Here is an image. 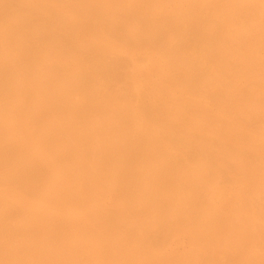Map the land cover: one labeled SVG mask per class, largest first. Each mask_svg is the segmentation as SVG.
Instances as JSON below:
<instances>
[{"label":"bare ground","instance_id":"6f19581e","mask_svg":"<svg viewBox=\"0 0 264 264\" xmlns=\"http://www.w3.org/2000/svg\"><path fill=\"white\" fill-rule=\"evenodd\" d=\"M132 1L134 2V0H132ZM154 1H156V0H154ZM206 1L208 2V4H207V2H204V0H188V3H187L188 6L185 9H183V7H182V10L180 8H179L180 10H177L176 8L181 7V6H178L176 8L174 7L176 10H173V7L172 8L170 7L172 9V11H169L168 8H167L168 11L167 10L165 11L162 8L164 5L161 6L160 8H158L159 7V5H158V7L155 6V8L152 7L153 9H151L150 4H147V5H144V3H142V4L141 3L131 4L127 1H126V3L127 4L129 3L130 5H128L126 7V9H125V7H122L123 5L121 6L122 8H119L120 6H118V5L116 6L115 0H44V1L43 0H0V182L16 184L18 186L21 185L23 190L25 191L24 193L25 194L27 193V195L29 194L30 196H28V197H31V195L33 196L35 194L37 195L38 193H40L41 190H39V188L41 186L43 188L45 185L44 184L45 181H47V180H45V177H43V176H45V174H48V172L50 173V171L46 169L47 164H46V166H45V164L42 165L44 162L41 158H39V157L44 155V150H42L39 155H36L35 153H34L35 154L34 155V154H30V153H32V150L29 151L30 153L26 152V149H27L26 146L22 145L23 148L26 147L25 149L22 150V149L18 148V146L16 147L15 145L11 144V141L9 142L6 140L7 137L5 139L4 134L6 133L5 132L6 126L4 125L5 129L3 126L1 127V125H3L1 123H3V121L8 120V119H12V121H13V119L15 117H17L18 119H21V120L24 119L27 121V123L32 122L33 128H31V129L34 130L35 127H37L38 125L41 126V124H39V122L42 119L41 115L44 114L43 113V111H44L43 107L45 108V105L42 106V104L44 103L42 101H44V100L48 105H50V106H47L48 109H49V107H51L53 110H55V112L57 111L56 113L60 117L63 118V117L69 116V115L71 116V117L70 116L69 117L72 119V121L69 119L70 120L69 125L66 124L67 127L65 126V130L70 126V129H72V131H75V128H76V131L80 132V131H78L77 127H80L79 130H81V126L84 125V127H85V123H86L85 120H87V119L89 120V117H90L89 121H91V118L94 119V117L95 118L96 117H103V120H105L104 118H106L108 120L106 124L114 121V124H112L113 127H112V125H110L111 127L109 126L110 128H113V129H111V130L107 129L108 131H110V133L107 131L109 133V135H106V137L109 136V138H105V139L101 138L102 136H104L103 134L106 133L105 132L106 130H104L102 135L100 133V136H101L100 139H98V138L96 139L95 135H96V137L98 135L94 131V129H96V127L93 129V127H90V126L88 127V125H87L85 127V129H83V131L81 130L82 134L81 133L79 134V142L81 141V143H82V149L80 148L81 146L78 148L79 150H81L80 152H78L79 151L78 149H77L78 151L74 152L72 149H70L72 146L70 148H68V145H70V142H69V144L64 143L65 145H63V141H62V145L64 147L67 146V149H63L62 151L60 150L61 151L60 154L55 152L56 154H58V155H56V161H57V159L60 161L64 157L69 156V155H71L72 158H74V160L76 159L75 162L72 160V162L75 163V165H73V167L70 168L71 169L70 171L72 172V170H73V173L77 174V177L79 176L80 179L83 180V185H84L83 189L86 188L85 186H87V189L92 188L93 190H95L96 187H98V185L96 184L97 180L94 182V180H95L94 178L97 177L96 176L97 173H98V175L100 173L104 174V175H99L100 177L102 176L101 177L102 179H103V176H107V178L109 179L108 182L110 181L108 183L106 178L104 177V179H105L104 182H107L108 183L107 185L111 184V182H112L111 185L114 188L113 189L114 191L112 193H115L114 195L116 196V197L115 196H113V197L114 198L118 197L119 203H117V206L115 205L114 208L110 209L109 211L106 210V213L108 215H105L104 213H102L105 215V217L102 216L104 218L103 220L100 219V217L96 218V216L94 215L96 221H97V219L98 220L100 219L97 223L93 222V217L92 218L90 217L91 218L90 221L92 220V222H93L91 224L96 223L95 226H96L97 232H99L98 235L100 236V238H99L100 244L97 241H96V244L98 243L99 244L98 246H100L99 249L102 248V250H103V251L100 250L98 255H101V251L105 252L109 255L117 257L116 259L121 260L123 262V264L124 263L125 264H151V263H154L152 251L155 250L156 245L158 246L160 243H162V241H164V240H162V238L165 240H168L167 239L168 238L167 233H170L169 231H172V230L174 231V229L177 227H179L180 230H181V228H184L186 231H188V235H189V233L192 234V237L194 236V238H195V240L193 242H197L198 244L199 243L200 244H206L207 243L208 245L209 244L211 245L214 242V240L216 239L215 235H217L218 229H220V225H224L223 223L221 224V218H223L224 220H225V218L221 217L220 214L219 215L217 214L218 212L216 213V211L213 210V205H211L210 201L208 200L210 197L207 199L201 193V192H204L206 190V188L205 189L203 188L204 191L201 190L202 186H203L202 184L204 182H206L207 180L210 181V177H212V174H214L215 172L218 171V170L215 171L216 170L215 167L219 163H229V161L232 157H234L232 159L240 158L241 161H239L238 159H237V161H239L240 163H243V162L248 163L249 165L251 163L255 164L259 160L261 163H264V148L259 149L260 154L259 153L257 154V158H259V159L256 162V160H255L256 154L255 155L252 154L253 153L252 151H254L255 149H253V150L249 149L248 141L245 140L246 138L244 139V134L242 133V130H245L246 128L244 127V129H242L243 127H239L238 130L240 132L234 131L232 128V122L230 121V119L224 117L225 113L228 110H230L232 107H235V105L238 106L237 105L238 103L234 105V102H230V100H228L227 104H223L224 102H222V100L225 97H227V94L230 91H232V89L230 90V87H231L232 83H234L233 81L236 79L238 72H240L242 70L244 75L248 74L250 72V71H248V68L250 66H251L250 68L254 69V66L252 65L253 63L248 62V59L246 57L243 58L241 56V58H243V60H244L243 64H245V65L241 66V63L243 61L240 63V65H239V63L234 61L237 64V65H234V66H236L235 69L238 67L241 70H238V68H237L238 71H234V69L232 68L233 73H231L230 64L232 65L234 63V62L233 63L231 62V59L233 60V56L235 55L237 57L238 54L236 53L237 54L236 55L234 53V55H232L233 53L231 54V50L226 49L224 47V45H225L224 43H226V45L228 43L225 42L226 40H225V37L223 36V34H225V32L223 33V31H224L223 27L226 23H227L226 26L228 25V22L231 23V21H229L228 18H230L234 14L233 15L231 14V16L229 17L227 12L225 13V11H224V9L228 8L230 6V4H229V6H225V7L222 6L223 7V10H222V7H219L217 2H215V1H214L215 3L213 2L214 4L217 3V7H216L215 5H212L213 4L212 0L211 1L206 0ZM232 1H234V0H232ZM235 1H237V0H235ZM122 2H124V0ZM159 2H160V0H159ZM159 2L158 3L155 2L156 5L157 4L161 5L162 3L165 2V0H164V2H160V3ZM183 2H185L184 4H186V1L183 0L181 2L182 6H183ZM221 2H223V1H220V3ZM225 2H223V4ZM242 2H244V0ZM228 3L229 2H227V4ZM234 3H236V2H234ZM124 4H125V2H124ZM237 4H238V2H237ZM242 4L244 5V3H242ZM165 6H167V5H165ZM175 6H176V4H175ZM234 6H235V4H234ZM259 6H261V5H259ZM239 7H237V5L235 6V8H237V9ZM246 7H248V6H246ZM229 8H232V7H229ZM228 9H227V11L229 13L230 11ZM237 9H234V10H237ZM239 11H238V15H240ZM242 11H245V10H242ZM242 11H240V12H242ZM249 11H250V8L247 12H249ZM231 12H232V10H231ZM245 13H246V11H245ZM245 13L243 12L240 15V17L243 16V14H245ZM235 15L237 16V13H235ZM246 15L247 14H245V16ZM251 16L249 14V21H250ZM233 17L235 18V16H233ZM240 17H238L237 20H240L239 19ZM244 17H242V18H244ZM246 19H248V18H246ZM232 20H234V19H232ZM235 22H237V21H235ZM245 22H247V21H245ZM245 26H246V24H245ZM85 33H86L85 37H88L87 39L83 38ZM226 34H225V36H226ZM228 39H230V38H228ZM258 41H260V40H258ZM252 42L253 41H251V43ZM115 43L116 44L118 43V45L116 46ZM254 43H256V42H254ZM257 44H258V42H257ZM231 45L234 46L235 45L234 42ZM249 45H247V46L245 45V46L248 47ZM130 46L141 48L140 52L143 51L142 50V47H143L144 50L147 49L149 52L155 53L156 55H158L160 57L161 63L158 64V70L157 69L154 70V68L151 67L152 68L151 72L152 73L154 72V74H156V76L158 75L160 77L161 84L159 83L160 81L159 82L157 81L160 85H158V86L155 85L154 80H153L154 75L150 76L149 75V74H151V72H150L149 74H146L142 78L139 77L143 83L142 89L138 88V86H137L136 89L134 90V88L130 84L131 77H130V75H128L129 73L128 72H127V74L124 73L125 72V65H126L127 61L129 60V59L125 60L127 58V56L125 58V50L126 51L128 50L127 47H129V50L134 49V48L130 49ZM253 46H254V44H253ZM258 46H259V44H258ZM250 48H253V47H251V45H250ZM244 49H245V47H244ZM239 53H240V51H239ZM252 54L253 55H249V56L253 57L254 59L257 58L256 54H254V53H252ZM56 55L60 58L61 57L62 58L68 57L70 62L74 65L75 69L73 71L68 72L67 70L64 71L63 70L64 68L61 70L60 68H58V66L54 67L53 66L54 65L53 59H55L57 57ZM50 56L53 58V59H51L50 64H49V59H48V63L47 62L44 63V60L47 61L46 58H50ZM133 56L134 55H132V57ZM68 58L65 59V61L68 60ZM237 58L240 59V57H237ZM61 59H59V60H61ZM62 61H64V60L62 59ZM246 62L251 64V65L247 66L248 68L246 67V64H248ZM51 63H53V65H51ZM130 63H131V61H130ZM39 64L42 66V68L40 67ZM56 65H57V63H56ZM129 65L130 64L128 63V65L126 67H129ZM162 65H165L166 72L161 71ZM35 66H37V68H38L37 70L35 69ZM59 66H61V65H59ZM130 67H132V65ZM259 67H260V65H259ZM129 69L130 68H128V70ZM256 69H258V67ZM260 70L262 71V70H264V68H262ZM260 70L258 69V72ZM161 72H163V73H161ZM262 72H259V74ZM157 73H159L160 75ZM29 74H31L32 76H30ZM28 75L30 77H32V79H33L31 82L29 81V79H28V81L26 80L27 79L26 77H28ZM250 75L254 76L253 73ZM247 77H249V76L247 75ZM156 78H158V77H156ZM248 79H250V77L247 78V81L249 82ZM257 82H260V81H257ZM260 83L263 84L262 82H260ZM251 84H252V82H251ZM115 86H117V88L119 89V92L116 89H115L116 91L114 90ZM119 86L121 88H119ZM133 86H135V85H133ZM235 87H237V86H235ZM251 87H252V91L254 92L253 94H255L257 96L259 95L258 92L260 89H261V91L264 92L263 87L260 86L262 88H259V85L257 83L252 84ZM232 88H234V87H232ZM238 89H240V88H238ZM241 89H243V88H241ZM238 91H240V90H238ZM73 93H77V94L81 93L80 99L76 98V100H73L72 99ZM233 93H237V91L236 92L233 91ZM77 94H75V95H77ZM239 94L240 93H238V97L240 96ZM243 94H245V93H243ZM243 94H241L242 95L241 97L244 96L246 98L249 93L248 94L246 93L247 94L246 96ZM71 95H72V97H71ZM230 95H232V94H230ZM261 96H262V94H261ZM233 97H234V95H233ZM238 97H236V94H235V98L238 99ZM241 97H239V98L241 99ZM255 97H254V99H255ZM78 98H79V95H78ZM247 98L246 99L242 98V99L246 101V100H248ZM251 98H252L251 100L254 101V104L256 103L255 106L257 105L258 102H261V100H259L258 98H256L257 100H259L258 102L257 101L255 102L256 99L253 100V97H251ZM259 98L264 100V93H263V96L259 97ZM240 99H238V100H240ZM238 100L235 99V101H238ZM251 100H250V102H251ZM242 103L243 102L240 103L241 106L243 105ZM247 103H248V101H247ZM247 103H245V104H247ZM240 104H239V106H240ZM222 105H224V106H222ZM251 105H253V104H251ZM243 106L240 107V109L243 108ZM248 106H249V104H248ZM259 107L260 106H256V109H255L256 113H257L256 110ZM262 107L263 106L261 105V108ZM244 108H246V107H244ZM250 109H249V111H250ZM47 111L53 112L50 109ZM47 111H46V113L48 114ZM239 111L243 112L244 110L241 109ZM246 111L247 110L245 109L244 112L246 113ZM253 112L254 111H251V114ZM259 112H260V109L258 110V114H259ZM256 113L252 114V115H258ZM49 114L51 117L52 113H49ZM248 114H250V113L248 112ZM53 115H54V113H53ZM263 115H264V113H263ZM59 116H56V118ZM50 117H48V118H50ZM69 117H66L67 121H68ZM236 117H238V116H236ZM45 118H47V117L45 116ZM48 118H47V120H48ZM62 118H60V119H62ZM249 118L246 117L245 119H249ZM94 120H96V119H94ZM97 120H99V119H97ZM236 120H238V119H236ZM239 120L241 121V118ZM250 120H252V118ZM260 120H261L260 122H262L264 120V117ZM55 121H53V122H55ZM89 121H87V123ZM254 121L257 122V120H254ZM63 122L65 123V121H63ZM97 122L100 123L99 121H97ZM249 122L252 125V121H249ZM255 122H254V124H256ZM18 124L21 125V123H18ZM45 124H46V122H45ZM56 124H57V122H56ZM243 124H244V122H243ZM257 124H259V122ZM59 125H61V123ZM90 125H93V124L90 123ZM24 126L25 125H23L22 127L24 128ZM52 126H54V125H52ZM61 126H59V127H61ZM98 126H99V124H98ZM238 126H241V125H239V121H238L237 128H238ZM245 126H248V125L246 124ZM254 126H257V125H254ZM46 127H47V125H46ZM84 127H82V128H84ZM101 127L102 126H100L99 128H101ZM103 127H106L105 124ZM2 128L4 131H2ZM18 128H20V127H18ZM41 128L43 129V127H40V129ZM63 128H64V126L62 127V129L59 128L61 130V132L63 131ZM9 129H10V127H9ZM25 129H26V127H25ZM25 129H24V131H25ZM28 129H30V128H28ZM57 129H58V127H57ZM101 129H104V128H101ZM254 129H252V130H254ZM21 130H23V129H21ZM33 130H31V131L33 132ZM11 131H9L8 133L11 134ZM13 131H15V130L13 129ZM36 131H37V129L34 130V132H36ZM66 131H67V133L66 132H64V133L68 134L69 131L68 130H66ZM100 131H102V130L99 129L98 132H100ZM245 131H247V130H245ZM3 132H5V133H3ZM22 132L23 131H21L22 135H20V136L18 135L19 138H22L21 140H23V137H24ZM27 132H29V131H27ZM32 132H30V135L33 136ZM37 132H36V136L38 135ZM40 132H38V133H40ZM47 132L50 133L49 130ZM77 132H76V135H77ZM93 132H95V134H93ZM250 132H251V130H250ZM15 133H16V131H15ZM18 133H19V131H18ZM41 133L45 137L46 133L45 134H44V132H41ZM108 133H106V134H108ZM17 134L15 135V137L17 136ZM42 134H41V136L38 135L37 137L43 138ZM57 134H58V132L55 135H57ZM61 134H63V133H61ZM236 134H238L237 135L239 137L238 139H237ZM28 135L29 134H27V136ZM30 135H29V138H33V137H30ZM51 135H52V132H51ZM21 136H23V137H21ZM69 136L68 137L66 136V137L71 138ZM73 136H74V134H73ZM52 137H54V136H52ZM59 137H61V136H59ZM98 137H99V135H98ZM256 137H254V139ZM55 138H58V137H55ZM249 138H250V135H249ZM47 139H50V138H47ZM61 139H62V137H61ZM77 139H78V136H77ZM251 139L253 141V138H250L249 140L251 141ZM260 139H261V136H260ZM260 139H259V141H260ZM13 140H15V138L13 139V136H12V141ZM28 140L29 139H27L25 142H29ZM35 140H37V138ZM40 140H41V138H40ZM43 140H45V138ZM58 140H59V138H58ZM58 140H54V142H56ZM64 140H66L65 142L69 141L67 139H64ZM70 140H72V139H70ZM73 141H75V140H72L71 143ZM234 141H237V143L233 145L232 142H234ZM250 141H249V143H250ZM21 142L24 143V141H21ZM41 142H42L41 146H42V144H45V143H43V141H41ZM261 142L262 141H260V143H259L260 145H257V146L263 147L264 144H262ZM19 143H20V141H18V144ZM37 143H39V142H37ZM48 143H49V140L47 142V145H48ZM58 143H59V141H58ZM58 143L57 144L54 143L56 148L58 146ZM254 143H256V142H254ZM256 144L254 146H256ZM24 145H25V143H24ZM35 145H32V146H34V148H36ZM252 145H253V143H252ZM46 146H44V147H46ZM29 147H31V146H29ZM47 147H49V146H47ZM51 147H53V146H51ZM59 147H61V146H59ZM64 147H61V148H64ZM37 148H38V146H37ZM46 148H44V149H46ZM57 149H59V148H57ZM75 149H76V146L74 147V150ZM248 149L252 153L248 152L247 151ZM53 150L48 149V151H53ZM256 151H258V150H256ZM46 156H44V157H46ZM50 157H51V155H50ZM50 157H48V158H50ZM46 159H47V157H46ZM64 160H65V158H64ZM68 160H69V158H68ZM44 161H45V159H44ZM235 161L236 160H234V162ZM50 162H51V160H50ZM50 162L48 160V164H50ZM72 162H71V164L68 163L66 165V167L69 164L72 166V164H73ZM239 162H238V164L240 165ZM62 163H64V162H62ZM62 163H60V165ZM87 163H89V164H87ZM90 163H92L91 167L89 166ZM56 164L57 163H55V166H56ZM230 164H231V162H230ZM258 164H255V165L259 166ZM50 165H54V161H53V164L51 162ZM70 165L68 166V168L71 167ZM239 165L236 166V167H238V169H239ZM243 165H245V164H243ZM255 165H253L254 169H252V167H251V171L252 170L256 171ZM245 166H246V168H244V170L242 169V171L244 172V174L242 176H245V173H246L245 169H248L247 165H245ZM250 166H252V164ZM64 167L63 168L61 167V168L64 169ZM229 167H227V168H229ZM242 167H244V166H241V168ZM262 167L264 168V166H262ZM52 168H53V166H52ZM61 168L59 167L60 171H62ZM213 168H215V169H213ZM259 168H261V166H259L258 169ZM48 169H49V167H48ZM55 169H58V168H55ZM94 169H95V171L96 170L97 171L95 172ZM212 169H213V171H212ZM232 169L233 168L231 167V171H232ZM59 170L58 171L56 170V171L59 172ZM65 170H69V169H65ZM229 170H230V168H229ZM229 170H227V171L229 172ZM248 170H247V172L249 173ZM259 170H257V173L255 175L253 174L254 177L259 174L258 173ZM261 170H262V168H261ZM51 171L53 173H56V172H54L55 170L54 171L51 170ZM64 172H65V174H67L66 171H64ZM68 173H69V171H68ZM222 173L225 174V172H221V175H219V172H218L217 173L218 177L222 176ZM240 173L241 172L239 171V174ZM60 174H63V172ZM74 174L71 176L74 177ZM94 174H95V176H94ZM261 174L258 176H262ZM52 175H51V177H52ZM54 175L57 176L56 174H54ZM225 175L220 177L221 180H222V178L224 179V177H225L224 180H226V178L230 174H228L227 177ZM46 176H48V175H46ZM66 176H64V178ZM214 176H215V181H217L216 175H214ZM263 176H264V173H263ZM68 177L66 178V181L68 179H70ZM257 177H255V178H257ZM78 178H75V179H78ZM212 178H213L212 179V181H213L214 177H212ZM75 179L74 180L70 179V180L77 181ZM97 179H98V177H97ZM246 179H247V177H246ZM251 179H253V177ZM259 179H260V177H259ZM262 179H260V181ZM61 180H64V182H65V179H63V177ZM70 180L67 182H71ZM238 180H240V178ZM212 181H210V182H212ZM218 181L220 182L219 185H221V181L220 180H218ZM55 182H57V181L55 180ZM58 182H59V180H58ZM99 182L97 181V183H99ZM224 182L228 183L227 180ZM237 182H239V181H237ZM252 182L251 183L248 182L249 185H248V183H246V185H248L250 187V184L252 185ZM254 182L256 184L258 181L257 182L254 181ZM75 183L76 182H74V184ZM230 183H233V182H230ZM66 184H68V183H66ZM104 184H106V183H104ZM243 184H245V183H243ZM258 184H261L260 187H262L264 185L261 182H259ZM3 185H6V184H3ZM79 185H81V184H79ZM208 185H207V187H208ZM215 185L216 184H214V186ZM222 185H224V183ZM236 185H233V186H236ZM51 186H50V188H51ZM63 186H65V185H63ZM74 186L76 187V186H78V184L74 185ZM74 186H71V187H74ZM99 186L101 187V185H99ZM204 186H206L205 183H204ZM256 186L257 185H255V187H253V188L256 190H259V188H256ZM59 187H60V185H59ZM81 187L82 186H80V189L78 187L76 189L82 191ZM249 187H247V188H249ZM42 188H40V189H42ZM50 188H49V190H50ZM66 188H68V187H66ZM66 188L62 189V192H63V190L65 191ZM107 188H108V186H107ZM234 188H236V187H234ZM240 188H242V187H240ZM3 189H2V191H3ZM69 189H70V187H69ZM74 189L72 188L73 191H74ZM59 190L60 189H58V191ZM78 190H76V191H78ZM99 190H96V191H99ZM208 190H209V188H208ZM20 191H22V189ZM46 191L47 190H45L44 192L46 193ZM90 191H91V189H90ZM236 191H234V193H237ZM50 192L51 191H49L48 193H50ZM67 192L70 194V191H67V189H66L65 193H67ZM79 192H75V193L77 194ZM83 192L84 191H82V193ZM87 192H89V190H87ZM103 192H105V190ZM205 192H207V191H205ZM242 192H243V189H242ZM251 192H252V190H251ZM7 193H8V191H7ZM209 193L207 192V194H209ZM57 194H56V192L54 193V195H55V196L53 195L54 198L56 197ZM69 194H68V196H69ZM76 194H74V195H76ZM80 194H81V192L79 194H77V196L79 197ZM91 194H92V192H91ZM100 194H98V195L96 194V195L99 196ZM243 194H244V192H243ZM36 195H35V197H37ZM86 195H87V193H86ZM93 195H95V194H93ZM205 195H206V193H205ZM244 195H246V194H244ZM247 195H249V193ZM38 196L39 197L41 196V198H42L41 194H38ZM45 196H49V195H45ZM50 196L48 198H50ZM70 196H71V194H70ZM80 196L85 197V194H83V195L81 194ZM88 196H89V194L87 195V197H85V199L86 198L88 199L89 198ZM91 196L92 195H90V198H93V196L92 197ZM206 196H209V195H206ZM7 197L8 196H6V198ZM33 197H32V199H33ZM39 197H37V198H39ZM37 198H35V199H37ZM41 198H39V200ZM65 198H66V196L64 197V199ZM72 198H73V196H72ZM9 199L10 198L8 197L7 200H9ZM50 199H52V198H50ZM94 199L96 200V197ZM102 199H103V197H102ZM1 200L2 201H0V202H3V203L5 202V201H3V199H1ZM17 200H18V202L22 201V199L21 200L17 199ZM77 200L75 201V203L77 202ZM81 200L82 201H88L89 199L84 200L82 198ZM101 200H98V198H97V201L101 202ZM210 200L213 201L212 198ZM35 201L36 200H34V202ZM58 201H60V200L58 199ZM58 201H56V202H58ZM67 201H68V205H69V200H67ZM115 201H118V200H115ZM29 202H31V201H29ZM34 202H33V204H34ZM43 202L44 201H42V203ZM100 202L99 203L97 202V203L100 204ZM114 202H112V205ZM6 203L7 202H5V204ZM12 203L14 205H16L15 204L16 202L14 203V201H12ZM12 203L10 202L11 205H12ZM31 203H29L30 206L32 205ZM64 203H66V202H64ZM86 203L87 204L89 203L90 206L92 205V201L91 202L88 201ZM86 203H84V204H86ZM95 203H93V205ZM8 204L9 203H7V205L1 207V209H0V249H2V251L0 250V264H43L44 261L43 262L41 261L40 255H42L43 256L42 258H44V259L46 256L44 257V255L40 254L41 252H39V250H41L40 246L43 243L42 244L40 243L41 245L39 246L38 245L39 243L35 244L32 241L35 238L37 239L38 235H36L37 237L35 236V238L31 240L30 236L33 234L32 237H34L35 234L33 233V230H31V232L29 231L28 227L30 225L28 226V224L26 223L25 220L22 221V226L24 228L22 226H20L23 236L18 238V239L15 238V240H13L14 239L13 238L12 241H10L11 235L13 234L11 231V228L15 226V225L12 226V218H13L12 217V214H13L12 209L13 210H15V209H14V206L13 207L11 206L12 207V209H11L10 204L9 205ZM41 204H39V205H41ZM55 204H54V206H55ZM98 204H96L97 207H98ZM238 204H239V202H238ZM49 205H51V204H49ZM57 205H58V203H57ZM60 205H62V203H60ZM72 205H69V206H72ZM79 205H81V204H79ZM93 205H92V207H93ZM102 205H103V203H102ZM36 206H38V204ZM46 206H47V203H46ZM76 206H78V205L76 204L75 207ZM229 206H230V204H229ZM18 207H17V209H19ZM49 207L50 206H48V208ZM55 207L53 208V210L55 209ZM72 207H74V206H72ZM230 207H232V206H230ZM230 207H228V208L232 209ZM48 208H46V209H48ZM59 208L60 207H56L57 211L59 210ZM89 208L90 207H88V208L86 207V209H89ZM17 209H16V211H17L16 214L18 216L19 215L18 211L20 212L21 209L20 210H17ZM43 209H44V207L42 206V210ZM81 209L83 210L84 208H81ZM93 209H95V208H93ZM99 209L96 208V210H99ZM102 209H103V207H102ZM105 209L106 208H104L103 212H105ZM26 210L29 211L28 208ZM33 210L30 209V214H34V216H35V213H36L35 211H34L35 213H31V211H33ZM91 210H90V212H88V213H92V214H89L90 216L93 215V213L95 214V212H94L95 210L92 212H91ZM69 211H70V209H69ZM127 211L130 212L131 216L134 218V220H136L135 221L136 224H134L135 222L133 223L134 220L133 221H132V219L130 220V216L127 213ZM38 212L39 211H37V213ZM49 212H51V210H49ZM46 213H48L47 210H46ZM51 213H49V214H51ZM58 213H60V215H61V213H63L65 215L63 210H62V212L60 211ZM58 213H55V214H58ZM27 214H28V212H27ZM30 214L26 215V216H31ZM49 214H48V216H49ZM53 214H52V217H54ZM235 214H236V212H235ZM82 215H84V214H82ZM89 215L86 214V216H88V217H89ZM222 215H226V214H222ZM229 215H228V217H230ZM248 215H250V214H248ZM23 216H25V215H23ZM39 216H38V218H40ZM59 216H58V221H56L57 219L55 220V218H57V217L53 218L55 220V222L61 221V219H59ZM69 216L65 217L64 220H66V218H68ZM98 216H101V215H98ZM88 217H85V218L88 219ZM240 217H242V216L240 215ZM45 218L48 219V217H45ZM49 218H50V216H49ZM71 219H72V217H71ZM83 219H84V217H83ZM261 219H262V217H261ZM42 220H40V221H42ZM68 220H69V218H68ZM74 220H75V218H74ZM78 220L79 219H77L76 222H73V223L76 224ZM81 220H80V222H81ZM236 220H238V219H236ZM13 221H14V219H13ZM16 221L19 222L18 220H16ZM90 221L88 220V222H90ZM246 221H248V220H246ZM44 222L42 221V223H44ZM69 222L71 223L69 226L73 225L71 220L68 221V224H69ZM227 222H228V220H227ZM250 222H251V220H250ZM19 223L21 224V222H19ZM78 223H79V221H78ZM258 223H259V221H258ZM14 224H16L15 221H14ZM31 224H32V222H31ZM33 224H35V222ZM45 224H47V223L45 222ZM48 224H49V222H48ZM242 224H246V223L243 222ZM51 225H52V223H51ZM58 225H61V224H58ZM64 225H62L60 227H64ZM79 225H80V223H79ZM83 225H85V224L83 223ZM262 225H264V224H262ZM46 226L47 225H45V227ZM52 226H56V225H52ZM69 226H67V229H69L68 228ZM73 226H71V227L74 228ZM45 227H43V228H45ZM81 227H82V225H81ZM85 227L87 228L88 226H85ZM49 228H50V226H49ZM89 228H90V226H89ZM261 228H262V226H261ZM41 229H40V231H41ZM53 229H55V232L57 231L56 228L52 227V230ZM71 229H69V230H71ZM231 229H233V228H230V230ZM243 229H244V225H243ZM17 230L18 229L15 228V232L14 231L13 232L15 234H17V232H16ZM50 230H51V228H50ZM59 230H60V228H59ZM69 230H67L68 234H69ZM74 230H77V229H74ZM78 230H80V229L78 228ZM93 230H94V227H93ZM177 230H179V229H177ZM185 230H183L184 233H185ZM246 230H247V228H246ZM19 231H18V233H19ZM64 231H66V230H64ZM67 231H66V233L62 232V231L61 232L65 233L64 235L66 236ZM55 232H53V235L55 234ZM222 232L224 233V230L221 231V233H219V234H222ZM236 232H238V231H236ZM246 232H249V231H246ZM159 233L161 234V236ZM177 233H178V231L176 232V234ZM259 233H262V232H259ZM29 234H31V235L29 236ZM36 234H37V232H36ZM40 234H41V232H40ZM59 234L56 236L58 237ZM68 234H67V236H69ZM77 234L78 233H75L74 235H76V237H77L78 236ZM93 234H94V232H92V235ZM166 234H167V236H165ZM229 234L231 235V233H229ZM243 234H245V233H243ZM64 235H62L63 237H61V234H60V236H59L60 239L63 238V240H64V238H65ZM74 235H73V237H74ZM81 235H83V234H81ZM172 235H173V233H172ZM236 235H237V237H240V236H238V233ZM239 235H240V233H239ZM252 235H253V233H252ZM12 236H15V235H12ZM19 236H21V234H19ZM50 236H52V235H50ZM234 236H232L231 239H233ZM262 236H263V234H262ZM17 237H18V234H17ZM46 237H47V235H46ZM76 237H74V239H76ZM95 237L97 238V235ZM165 237H167V238H165ZM223 237H224V234H223ZM228 237H229V235H228ZM251 237L253 238V236H251ZM40 238L42 239V237H40ZM51 238H53V237H51ZM179 238H180V235H179ZM242 238H244V237L242 236ZM247 238H250V237L247 236ZM68 239H69V241L72 242V240H70V238H68ZM235 239L233 241L237 240V239L236 240ZM43 240L45 243L49 242V241H45V235H44V239H42V240L39 239V241H43ZM47 240H48V238H47ZM252 240L253 239H251V241ZM56 241H60V240H56ZM86 241H89V240H86ZM91 241H93V240L91 239ZM91 241H89V242L94 243ZM168 241H170V240H168ZM238 241H240V240H238ZM249 241L250 240H248V242ZM55 242H53V243H55ZM158 242H160V243H158ZM227 242H228V240H227ZM252 242H250V243H252ZM257 242L258 241H256V243ZM259 242L261 243V240H259ZM45 243L43 244L44 246H45ZM47 243H46V246H47ZM56 243L58 244V242H56ZM66 243H67V241H66ZM165 243H167V245H168V242H165ZM186 243H187V241H186ZM191 243H192V241H191ZM242 243H245V242H242ZM262 243H263V241H262ZM51 244H52V242H51ZM51 244H50V246L48 245L49 249L51 248ZM62 244H63V242H62ZM62 244H59V245H62ZM69 244L71 245V243H69ZM76 244H78V243H76ZM76 244L74 242V245H76ZM198 244H195V245H198ZM230 244L227 243V246ZM235 244H237V242H235ZM63 245H62V247H64ZM231 245H233V242ZM239 245H240V243H239ZM245 245H246V243H245ZM72 246H73V244H72ZM72 246H71V248L73 249ZM257 246H259V245H257ZM37 247H40V249L38 248L39 253H37V251H36L37 255L40 254L39 255L40 260H37L38 259L37 255H36L35 260L33 259V255H35V250L37 249ZM59 247H61V246H59ZM68 247H70V246H68ZM96 247H97V245H96ZM180 247H179V249L182 250V248H180ZM201 247H202V245H201ZM204 247L205 246H203V248ZM210 247L211 248H209V249H211V250H209V251H212L214 253V251L212 250L213 247L212 246H210ZM56 248H57V246L55 247V249ZM61 248H57V249H61ZM80 248L82 249V247H80ZM87 248H89V247H87ZM87 248H85L84 251ZM92 248L93 247H90L91 251H92ZM153 248H154V250H153ZM236 248H238V250H239L238 246H236ZM241 248H243V245ZM261 248L263 249L262 246H261ZM161 249L160 250L162 252L163 251L162 245H161ZM190 249L191 248L189 247L188 251ZM220 249L218 248V250H220ZM227 249H225V250H227ZM44 250H45V247H44ZM61 250H58V256L62 255V254L61 255L59 254V251H60V253L64 252V251L61 252ZM184 250H186V249H184ZM200 250L202 251L203 249L201 248ZM228 250H230V249H228ZM231 250H233V249H231ZM43 251H42V253H44ZM53 251H54V249H53ZM69 251L64 252V254L65 253L70 254L71 252L68 253ZM73 251H74V249H73ZM75 251H76V249H75ZM95 251L96 250H94V252ZM198 251L199 250H197V253H198ZM201 251H199V254L201 253L200 256L202 255ZM206 251H208V250H206ZM222 251L224 252V249ZM253 251H255V250H253ZM45 252H48V251L46 250ZM51 252L52 251H50V253ZM157 252H159V251L157 250ZM219 252H221V250ZM52 253H51V255L49 253L48 254L45 253L46 255H50L51 257L55 256L52 259V261L50 260L51 257H47V258H50L49 259L50 262H54V259L58 258V256H56V255L52 256ZM162 253H160V255ZM231 253H233V251ZM248 253H249V251H248ZM53 254H57V252L53 253ZM156 254L158 255V253H156ZM191 254H189L188 256H191ZM204 254L206 255V252ZM255 254H254V256H255ZM260 254H258V255L262 258V254L261 255ZM185 255H187V254H185ZM195 255L197 256V254H195ZM236 255L238 256V255H240V253H238ZM248 255L250 257V254H248ZM248 255H246L245 257H247ZM73 256L76 257V255H73ZM78 256H80V255H78ZM86 256H88V255L86 254ZM112 256H110V257L112 258ZM162 256H163V254H162ZM167 256H169V255H167ZM196 256H194L195 259L199 255L197 257ZM213 256H215V255H213ZM213 256L211 255L209 257H211V259H212ZM242 256L243 257H241V258L244 259V255H242ZM64 257H67V256L64 255ZM64 257L62 258V261H63V259H65ZM92 257H93V255H92ZM103 257H105V256H103ZM107 257H108V255H107ZM107 257H105V258H107ZM163 257H165V256H163ZM163 257H162V259H163ZM217 257H215L214 259H216ZM225 257H226V255H225ZM232 257H233V255L231 256V258ZM234 257H235V255H234ZM252 257H253V255H252ZM256 257H258V256H256ZM256 257H255V259H256ZM96 258L97 257L95 256L94 259H96ZM98 258H100V256H98ZM98 258L96 260H99ZM105 258H103V259L101 258V259L104 260ZM111 258H110V260H111ZM158 258H161V256H159ZM183 258H184V256H183ZM263 258H264V255H263ZM74 259H76V258H74ZM165 259L162 260L163 262L160 260V262L164 264ZM168 259H169L168 260L169 262L172 261V260L170 261V257ZM186 259H188V258H186ZM190 259H191V257H190ZM211 259H209V260H211ZM58 260L61 261V259H59V258H58ZM71 260H73V259H71ZM77 260H79V259H77ZM196 260L198 261L199 259H196ZM260 260H258V262H256V261L255 262L259 263ZM49 261H48V263H49ZM57 261H55L56 264H57ZM67 261H66V263H68ZM73 261H74V263H82L81 261L80 262H77V261L75 262V260H73ZM82 261H83V259H82ZM107 261H108V258L105 262H107ZM157 261H156V263H157ZM191 261L192 260H190V262ZM220 261H222V259ZM231 261H233V259H231ZM236 261L234 260L233 262H236ZM86 262H88V261H86ZM112 262H110V263L112 264ZM183 262H186V261H183ZM183 262H182V264H185ZM205 262H207V261H205ZM214 262L217 264L216 261H214ZM246 262L248 264L250 263L248 261H246ZM251 262H252V260H251ZM110 263L108 262V264H110ZM199 263L203 264L202 261ZM256 263H254V259H253V264H256ZM157 264H159V263H157ZM177 264H179V262ZM207 264H209V263H207ZM243 264H246V263L244 262Z\"/></svg>","mask_w":264,"mask_h":264},{"label":"rangeland","instance_id":"374dc122","mask_svg":"<svg viewBox=\"0 0 264 264\" xmlns=\"http://www.w3.org/2000/svg\"><path fill=\"white\" fill-rule=\"evenodd\" d=\"M44 1V0H43ZM123 0H115V4H116V6L118 5V6H120L119 8H122V7H125V9H126V7L128 6V5H130L129 3H131V4H136V3H144V5H147V4H150V8L151 9H153V8H155V6L156 7H158V5H159V7L158 8H160L161 6H163L162 8L166 11H168V9H169V11H172V7H173V10H182V7H183V9H185L187 6H188V0H184V1H186V4H184L185 2H183V6H182V4H181V2L183 1V0H165V2H164V0H160V2H164V3H162L161 5L160 4H157L156 5V3L155 2H159V0L157 1H154V0H134V2L132 1V0H126L127 2H129L128 4L126 3V1L124 0V2H125V4H124V2H122ZM136 1V2H135ZM138 1V2H137ZM154 1V2H153ZM170 1V2H169ZM175 1V2H174ZM209 1H211V0H209ZM217 2L218 3V6L219 7H222V6H229V4H230V6L229 7H232V8H225L224 9V11H225V13L227 12V14L229 15V17L231 16V14L233 15V16H235V18L233 17V16H231L230 18H228V20L229 21H231V23L230 22H228V25L226 26V24L224 25V27H223V29H224V31H223V33L225 32V34H226V36L228 37V38H230V39H228L226 36H225V34H223V36L225 37V42H227L228 44L226 45V43H224L225 45H224V47L226 48V49H230L231 50V54L232 55H234V53L237 55V57H240V59H238L235 55L233 56V60L231 59V62L233 63L234 61H236L237 63H239V65H240V63H241V66L242 65H245V64H243L244 63V60H243V58H247L248 59V62H250V63H253L252 65L254 66V69L253 68H248L247 66H249V65H251V64H249L248 62H246V63H248V64H246V67L248 68V71H250L248 74H246V75H244V73H243V71L241 70V69H239L238 67V70H241L240 72H238V75H237V77H236V79L233 81L234 83H232V85H231V87H230V90L232 89V91H230L228 94H227V97H225L223 100H222V102H224L223 104H227V102H228V100H230V102H234V105L235 104H237L238 106H236L235 105V107H232L230 110H228L226 113H225V115H224V117L225 118H228V119H230V121L232 122V128H233V130L234 131H238V132H240L238 129H239V127H243L242 129H244V127L246 128L245 130H247V131H245V130H242V133L244 134V139L245 140H247L248 141V145H249V149H251V150H253V149H255L254 151H250L249 149L247 150L248 152H250V153H252L253 155H255L256 154V157H255V160H256V162H257V160L259 159V158H257V154L259 153L260 154V151H259V149L261 148V149H263L264 148V145H263V147H259V146H257V145H260L259 143H260V141H262L261 143L262 144H264V120L262 121V122H260L261 120L260 119H262L263 117H264V115H263V113H264V100H262L261 98H259V97H262L263 96V91H261V89L259 90V92H258V96L257 95H255V94H253L254 92L252 91V84H255V83H257L258 85H259V88H262L263 87V89H264V70H260V69H262V68H264V0H244V2H242L243 0H237V1H232V0H212V3L213 2ZM219 1V2H218ZM220 1H223V2H225L224 4H223V2H221L220 3ZM262 1V2H261ZM121 2V3H120ZM159 2V3H160ZM168 2V3H167ZM176 4V6H175V4ZM179 2V3H178ZM204 2H207L206 0H204ZM214 2V3H215ZM227 2H229L228 4H227ZM234 2H236V3H234ZM237 2H238V4H237ZM155 3V4H154ZM211 3V2H210ZM212 4V5H215L216 7H217V3L216 4ZM242 3H244V5L242 4ZM247 5H246V4ZM250 3V4H249ZM263 3V4H262ZM127 4V5H126ZM154 4V5H153ZM171 4V5H170ZM179 4V5H178ZM207 4H208V2H207ZM220 4V5H219ZM234 4H235V6L237 5V7H239L238 9L237 8H235V6H234ZM123 5V6H122ZM152 5V6H151ZM165 5H167V6H165ZM259 5H261V6H259ZM122 6V7H121ZM178 6H181V7H178ZM197 6V5H196ZM246 6H248V7H246ZM153 7V8H152ZM171 7V8H170ZM176 7H178V8H175ZM200 7V6H199ZM161 8V9H162ZM168 8V9H167ZM180 8V9H179ZM249 8H250V13L249 12H247L248 10H249ZM221 9V8H220ZM227 9L230 11L229 13H228V11H227ZM234 9H237V10H234ZM222 10H223V7H222ZM231 10H232V12H231ZM234 10V11H233ZM242 11V10H245L246 11V13H245V11H242V12H240V11ZM238 11H239V14L241 15L243 12L245 13V14H247L246 16H245V14H243V16H241L240 17V15H238ZM237 13V16L235 15V13ZM226 14V15H227ZM249 14H250V16H251V18H250V21H249ZM227 15V16H228ZM246 18H248V19H246ZM238 17H240L239 19L240 20H237L238 19ZM242 17H244V18H242ZM243 20H242V19ZM232 19H234V20H232ZM242 20V21H241ZM233 21V22H232ZM235 21H237V22H235ZM245 21H247V22H245ZM236 24H235V23ZM246 24V26H245V24ZM248 23V24H247ZM234 24V25H233ZM226 27V28H225ZM245 27V28H244ZM228 28V29H227ZM226 30V31H225ZM85 35H86V33L84 34V36H83V38H85V39H87L88 37H85ZM262 36V37H261ZM258 40H260V41H258ZM249 41V42H248ZM251 41H253L252 43H251ZM233 44V42H234V46H232L231 44ZM254 42H256V43H254ZM257 42H258V44H259V46H258V44H257ZM248 43V44H247ZM116 44V43H115ZM251 45V47H253V48H250V45ZM253 44H254V46H253ZM256 44V45H255ZM118 45V43L116 44V46ZM229 45V46H228ZM243 45V46H242ZM247 45H249L248 47H246ZM237 46V47H236ZM231 47V48H230ZM244 47H245V49H244ZM128 48V50L126 51L125 50V58H126V56H127V58L125 59V60H128L127 61V63H126V65H125V72L124 73H126L127 74V72L129 73L128 75H130V77H131V80H130V84H131V86L134 88V90L136 89V87L138 86V88H141L142 89V85H143V83H142V80L139 78V77H143V76H145L146 74H149L150 72H151V70H152V68H154V70L155 69H157L158 70V64L159 63H161L160 61H161V59H160V57L158 56V55H156L155 53H151V52H149L147 49V51L146 50H144V48L142 47V52H140L141 51V48H138V47H131L130 46V49L131 48H134V49H131V50H129V47H127ZM126 48V49H127ZM234 48V49H233ZM241 48V49H240ZM244 49V50H243ZM255 49V50H254ZM259 49V50H258ZM132 51V52H131ZM137 51V52H136ZM238 51V52H237ZM239 51H240V53H239ZM260 51V52H259ZM130 52V53H129ZM139 52V53H138ZM258 52V53H257ZM263 52V53H262ZM245 53V54H244ZM252 53H254V54H256V57L257 58H253V57H250L249 55H253ZM155 54V55H154ZM263 54V55H262ZM132 55H134L133 57H132ZM261 55V56H260ZM57 56V55H56ZM241 56L243 57V58H241ZM259 56V57H258ZM55 57V56H54ZM132 57V58H131ZM159 57V58H158ZM232 57V56H231ZM235 57V58H234ZM61 59L60 57H56L55 59H53L51 56H50V58H46L47 59V61H45L44 60V63L45 62H47L48 63V59H49V64H50V61H51V59H53V63H54V65H53V63H51V65H53L54 67H57L58 66V68H60L61 70L63 69L64 71H68V72H70V71H73L74 69H75V67H74V65L70 62V60H69V58H68V60H66L65 61V59H67L66 57L65 58H62L64 61H62V59L61 60H59V59ZM250 58V59H249ZM58 59V60H57ZM237 59V60H236ZM242 59V60H241ZM253 59V60H252ZM257 59V60H256ZM55 60V61H54ZM241 60V61H240ZM252 62H251V61ZM58 61V62H57ZM130 61H131V63H130ZM255 61V62H254ZM57 63V65H56V63ZM64 62V63H63ZM236 62H234L232 65L234 66V65H237L236 64ZM257 62V63H256ZM260 62V63H259ZM46 63V64H47ZM60 63V64H59ZM62 63V64H61ZM128 63L130 64L129 65V67H126L127 65H128ZM256 64V65H255ZM262 64V65H261ZM40 65V64H39ZM56 65V66H55ZM59 65H61V66H59ZM73 65V66H72ZM132 65V67H130ZM231 64H230V67H231V73H233V69H234V71H238L237 70V68L235 69V67L236 66H232ZM258 65V66H257ZM259 65H260V67H259ZM38 66V65H37ZM37 66H35V69L37 70L38 68H37ZM252 66V67H253ZM262 66V67H261ZM40 67L42 68V66L40 65ZM152 67V68H151ZM258 67V69L260 70L259 72H262V73H260L259 74V72H258V69H256ZM128 68H130L129 70H128ZM233 68V69H232ZM131 70V71H130ZM130 71V72H129ZM161 71H163V72H166V67H165V65H162V67H161ZM132 72V73H131ZM163 72H161V73H163ZM240 73V74H239ZM254 74V76L252 75H250V74ZM257 73V74H256ZM157 74H159V73H157ZM30 76H32L31 74H29ZM28 75V77H26L27 79V81H28V79H29V81L31 82L33 79H32V77H30ZM133 75V76H132ZM150 76H153V80H154V83H155V85L156 86H158V85H160L161 84V79H160V77L157 75L156 76V74H154V72L152 73L151 72V74H149ZM160 75V74H159ZM247 75L250 77V79H248L249 80V82L247 81V78H249V77H247ZM245 78H244V77ZM30 77V78H29ZM156 77H158V78H156ZM241 77V78H240ZM254 77V78H253ZM133 79V80H132ZM141 80V81H140ZM160 83H158V82ZM257 81H260V82H262L263 84H261L260 82H257ZM239 82V83H238ZM251 82H252V84H251ZM240 86H238L237 84ZM249 83V84H248ZM133 85H135V86H133ZM246 85V86H245ZM235 86H237L238 88H240V89H238L237 87H235ZM243 86V87H242ZM245 86V87H244ZM250 86V87H249ZM260 86H262V87H260ZM232 87H234V88H232ZM247 87V88H246ZM119 88H121L120 86H119ZM241 88H243V89H241ZM251 88V89H250ZM117 90L118 92H119V89L117 88V86H115V88H114V90ZM234 89V90H233ZM236 89V90H235ZM115 90V91H116ZM121 90V89H120ZM238 90H240V91H238ZM248 90V91H247ZM233 91L234 92H236L237 91V93H233ZM242 92V93H241ZM263 92V93H262ZM238 93H240L239 95V97H241L242 95L241 94H243V93H245V94H243V95H247L248 93V95H247V99L248 100H243V99H246L244 96L243 97H241V99L238 97ZM247 93V94H246ZM252 93V94H251ZM262 94V96H261V94ZM75 94H77V93H73L72 95H73V100H76V98L77 99H80V96H81V93L79 94H77V95H75ZM143 94V93H142ZM230 94H232V95H230ZM235 94H236V97H238V99H240V100H238L237 98H235ZM72 95H71V97H72ZM78 95H79V98H78ZM231 97H230V96ZM233 95H234V97H233ZM76 96V97H75ZM256 96V97H255ZM251 97H253V100H255L256 98H258L259 100H261V102H258L259 100H255V102L257 101L258 103H257V105L256 106H260L259 108H257V113L255 112V109H256V106H255V104H254V101H252L251 99ZM254 97H255V99H254ZM231 98V99H230ZM235 99L236 100H238V101H235ZM250 100H251V102H250ZM240 101V102H239ZM245 101V102H244ZM247 101H248V103H247ZM263 101V102H262ZM42 102H44L43 104H42V106L43 105H45V108L43 107V109H44V111H43V113L44 114H42L41 116H42V119H41V121L39 122V124H41V126L40 125H38L37 127H35V129L34 130H36L37 129V131L38 132H44V134H45V137H44V135L40 132V133H38L37 131V134L39 135V136H41V134H42V136H43V138L42 137H37L36 136V132H34V130L33 129H31V128H33V126H32V122H29V123H27V121L26 120H24V119H18L17 117H15L14 119H13V121H12V119H8V120H5V121H3V123H1V124H3V125H1V127L3 126L4 127V129H5V126H6V130H5V132H3V133H5L4 135H5V139H6V137H7V141H11V144H13V145H15L16 147L18 146V148H20V149H25L26 147H27V149H26V152H28V153H30L29 151L30 150H32V153H30V154H36V155H39L40 153H41V151L42 150H44V155L43 156H41V157H39V158H41L42 160H43V164L42 165H44L45 164V166H46V164H47V166H46V169L47 170H49L50 171V173L48 172V174H45V176H43V177H45V180H47V181H45V185H44V187L42 188V186L40 187V188H42L44 191L45 190H47L46 191V193L42 190V189H40L39 188V190H41L40 191V193H38V194H41L42 195V198H41V196L39 197L38 196V194L36 195L37 197H39V198H41L40 200H39V198H37V197H35V195H31V197H28V196H30L29 194L27 195V193L25 194L24 192V190H23V188H22V186L21 185H16V184H11V183H6V182H0V201H2L1 199H3V201H5V202H7V203H9L10 204V202L12 203V201H14V203L16 204V205H14L13 203H12V205L10 204V207L12 206H14V209L15 210H13L12 209V207H11V209H12V226H14V227H12L11 228V231H12V235H15V236H12L11 235V240L10 241H12V239L13 240H15V238L16 239H18V238H20V237H22L23 235H22V231H21V227L20 226H22V221L23 220H25L26 221V223L28 224V229H29V231L31 232V230H33V233L35 234L34 235V237H32L33 236V234L31 235V234H29V236H30V238H31V240L32 239H34L35 238V236L36 235H38V237H37V239L35 240H32L35 244H38L39 246L43 243H45L44 242V240L43 241H39V239L40 240H42V239H44V235H45V241H49L48 243H47V246H46V243H45V246L42 244L40 247H41V250L43 251L44 250V247H45V250L43 251L44 253H42V251L41 250H39L40 249V247H37V249L35 250V255H33V259L35 260V258H36V251H37V253H39V252H41L40 254H43L44 255V257H45V259L47 258V257H51L50 255H51V253L53 252V253H56L57 252V254H53L52 253V256L53 255H56V256H58V250H61L62 248V250H61V252L62 251H64V252H67V251H69L68 253H70V254H67V253H65L64 254V252H62V253H60V251H59V254L61 255V256H58V258L59 259H61V261L60 260H58V258L57 259H54V262H50L49 261V259L50 258H47L46 260L44 259V258H42L43 256L42 255H40V254H38L37 255V257H38V259L37 260H40L41 259V261L43 262V264H56V262L55 261H57V264L59 263V264H65L66 263V261L68 262V263H66V264H71L72 262V264H108V262L110 263V262H112V264H123V262L121 261V260H119V259H116L117 257H114V256H112V255H109V254H107V253H105V252H102L103 250H102V248H100L99 249V247L100 246H98L99 244H100V240H99V238H100V236L98 235V233L99 232H97V229H96V226H95V224L100 220V219H104L103 217H105V215H108L107 213H106V210L107 211H109L110 209H112V208H114V206L116 205L117 206V203H119V199H118V197L117 198H114L113 196H115L114 194L115 193H112L114 190V188L112 187V182H111V184H109V185H107L109 182H108V178H107V176H103V179H104V177L106 178V180H107V182H104L105 181V179L103 180L99 175H104V174H99L98 175V173L96 174V176L98 177V179H97V177H95L94 179V182L97 180L99 183H97V181H96V184L98 185V187H96V189L95 190H93L92 188H90L91 189V191H90V189L88 188L87 189V186H85L86 188H84L83 189V180H81L80 179V177L78 178L77 177V174H74L73 173V170H72V172L70 171L71 169L70 168H72L73 167V165H75V163H73L72 162V160L75 162V160H74V158H72V156L71 155H69V156H66V157H64L65 158V160H64V158L62 159V160H58L57 159V161H56V155H58V154H60V152L63 150V149H67V146L66 147H64L63 145H65L66 143H68L69 144V142H70V145H68V148H70L71 146V148L70 149H72L74 152L75 151H78L79 149V147L82 149V143H81V141L79 142V134L83 131V129H85V127L88 125V127L90 126V127H93V129L96 127V129H94V131L96 132V134H98L99 135V137H98V135H97V137H96V135H95V138L97 139H100V133H101V135L103 134V132H104V130H106L105 132L106 133H110V131H108L109 129L111 130V129H113V128H110L111 126L110 125H112V124H114V121H112V122H110V123H108V124H106L107 123V119L106 118H104L105 120H103V117H94V119H99V120H97V121H99L100 123H98L96 120H94L93 118H91V121H89L90 120V117H89V120L87 119V120H85L86 121V123H85V127H84V125L83 126H81V130H79L80 129V127H77L78 128V131H80V132H77L76 131V128H75V131H72V129H70V126L66 129V130H68L69 132H68V134H66L67 133V131L65 130V126L67 127V125H69V122H70V120L72 121V119L69 117V116H66V117H69L68 118V121H67V118L66 117H60L59 115H57V111L55 112V110H53L51 107H49V109L51 110V111H53V112H48L47 110H49L48 109V107L47 106H50V105H48L46 102H45V100L44 101H42ZM241 102H243L242 104L244 105L245 103H247V104H245L244 106H243V108L244 107H246V108H241L242 110H244L245 111V109L247 110L246 111V113L243 111V112H240L239 110H241L240 109V107H242L241 106ZM46 103V104H45ZM216 104V103H215ZM239 104H240V106H239ZM248 104H249V106H248ZM251 104H253V105H251ZM260 104V105H259ZM247 105V106H246ZM261 105L263 106L262 108H261ZM222 106H224V105H222ZM238 107V108H237ZM248 108V109H247ZM251 108V109H250ZM46 109V110H45ZM249 109H250V111H249ZM260 109V112L262 113H260L259 112V114H258V110ZM46 111L48 112V114L49 113H52V118L50 117V114L48 115L47 113H46ZM251 111H254L256 114H258V115H252V114H255L254 112L251 114ZM239 112V113H238ZM248 112L250 113V114H248ZM53 113H54V115H53ZM245 113V114H244ZM56 114V115H55ZM235 114V115H234ZM245 116H244V115ZM261 114V115H260ZM263 115V116H262ZM45 116L48 118V117H50V118H48V120H47V118H45ZM56 116H59V117H57L56 118ZM231 116V117H230ZM236 116H238V117H236ZM262 116V117H261ZM235 117V118H234ZM249 118V119H245V118ZM60 118H62V119H60ZM241 118V121L239 120ZM252 118V120H250ZM53 119V120H52ZM56 121H55V120ZM70 119V120H69ZM93 119V120H92ZM102 121H101V120ZM236 119H238V120H236ZM50 120V121H49ZM235 120V121H234ZM254 120H257V122H255ZM16 121V122H15ZM21 121V122H20ZM26 121V122H25ZM53 121H55V122H53ZM59 121V122H58ZM63 121H65V123L63 122ZM87 121H89L88 123H87ZM95 123H94V122ZM111 121V120H110ZM238 121H239V125H241V126H238V128H237V125H238ZM244 122V124L246 123L248 126H245L244 124H243V122ZM249 121H252V125H251V123L249 122ZM256 123V124H254V122ZM13 122V123H12ZM15 122V123H14ZM21 123V125L23 126V125H25L24 126V128L20 125V124H18V123ZM45 122H46V124H45ZM56 122H57V124H56ZM68 122V123H67ZM105 122V123H104ZM235 122V123H234ZM241 122V123H240ZM259 122V124H257ZM11 123V124H10ZM51 123V124H50ZM61 123V125H59V124ZM63 123V124H62ZM90 123L91 124H93V125H90ZM99 124V126H98V124ZM105 124V126L106 127H103L104 126V124ZM8 124V125H7ZM14 124V125H13ZM27 124V125H26ZM30 124V125H29ZM50 124V125H49ZM67 124V125H66ZM102 124V125H101ZM5 125V126H4ZM46 125H47V127H46ZM52 125H54V126H52ZM61 126V127H59V126ZM108 125V126H107ZM236 125V126H235ZM254 125H257V126H254ZM64 126V128H63V131L61 132V130L60 129H62V127ZM100 126H102L101 128H104V129H101V128H99ZM110 126V127H109ZM117 126V125H116ZM254 126V127H253ZM9 127H10V129H9ZM15 127V128H14ZM17 127V128H16ZM18 127H20L21 129H23V130H21L20 128H18ZM25 127H26V129H25ZM40 127H43V129L41 128L40 129ZM46 129H45V128ZM55 127V128H54ZM57 127H58V129H57ZM82 127H84V128H82ZM112 127H113V125H112ZM249 127V128H248ZM256 127V128H255ZM28 128H30L31 130H33V132L30 130V129H28ZM60 128V129H59ZM106 128V129H105ZM237 130H236V129ZM248 128V129H247ZM256 130H255V129ZM13 129L16 131V133H15V131H13ZM19 129V130H18ZM24 129H25V131H24ZM57 129V130H56ZM99 129L100 130H102V131H100V132H98L99 131ZM108 129V130H107ZM251 130V132H250V130ZM252 129H254V130H252ZM13 132H12V131ZM44 130V131H43ZM49 130V132L50 133H48L47 131ZM71 130V131H70ZM74 130V129H73ZM2 131H4L3 130V128H2ZM9 131H11V134H9L8 132ZM18 131H19V133H18ZM21 131H23L22 133H23V136L26 138H24L23 136H21V137H23V140H21L22 138H19V136L20 135H22L21 134ZM27 131H29V132H27ZM56 131V132H55ZM108 131V132H107ZM245 131V132H244ZM30 132H32L33 133V136L32 135H30ZM51 132H52V135H51ZM55 132V133H54ZM58 132V134L57 135H55L56 133ZM64 132H66V133H64ZM75 132V133H74ZM76 132H77V135H76ZM95 132H93V134H95ZM249 132V133H248ZM263 132V133H262ZM9 135H8V134ZM18 133V134H17ZM35 133V134H34ZM61 133H63V134H61ZM70 133V134H69ZM106 133H104L103 135L104 136H102L101 138L103 139H105V138H109V136L108 137H106V135H109V133L108 134H106ZM260 133V134H259ZM14 134V135H13ZM17 134V136L15 137V135ZM26 136H25V135ZM27 134H29L30 135V137H33V138H29V135L27 136ZM49 136H48V135ZM61 134V135H60ZM73 134H74V136H73ZM82 134V133H81ZM255 134V135H254ZM257 134V135H256ZM262 134V135H261ZM7 135V136H6ZM19 135V136H18ZM70 135V136H69ZM238 134H236V136H237ZM246 135V136H245ZM249 135H250V138H253V141L254 142H256V143H254L253 141H252V139H251V141L249 140L250 138H249ZM12 136H13V139L15 138V140H13L12 141ZM37 138V140H35L36 138ZM48 136V137H47ZM52 136H54V137H52ZM59 136H61L62 137V139H61V137H59ZM65 136V137H64ZM69 136V137H71V138H67V137ZM77 136H78V139H77ZM257 136V137H256ZM260 136H261V139H260ZM263 136V137H262ZM55 137H58L59 138V140H58V138H55ZM254 137H256L255 139H254ZM11 138V139H10ZM19 138V139H18ZM40 138H41V140H40ZM45 138V140H43ZM47 138H52L51 140L50 139H47ZM239 137L237 136V139H238ZM27 139H29L28 141L29 142H25ZM33 139V140H32ZM39 139V140H38ZM64 139H67V140H69L68 142H65L66 140H64ZM70 139H72V140H75V141H73L72 143H71V141L72 140H70ZM93 139V138H92ZM259 139H260V141H259ZM36 142H35V141ZM48 140H49V143H48V145H47V142H48ZM54 140H58L59 141V143H58V141H56L57 143H58V146H57V148H59V149H57L56 147H55V144H57L56 142H54ZM78 140V141H77ZM94 140V139H93ZM18 141H20V145L18 144ZM21 141H24V143H25V145H24V143L23 142H21ZM32 141V142H31ZM41 141H43V143H45V144H42V146L44 147V146H49V147H44V148H46V149H44L42 146H41ZM62 141H63V145H62ZM249 141H250V143H249ZM259 141V142H258ZM16 142V143H15ZM37 142H39V143H37ZM52 142V143H51ZM253 143V145H252V143ZM55 143V144H54ZM65 143V144H64ZM233 143V145L234 144H236L237 143V141H234V142H232ZM17 144V145H16ZM36 144V145H35ZM76 144V145H75ZM256 144V146H254ZM26 146L25 148H23V146ZM32 145H35V147L37 148V146H38V148L36 149V148H34V146H32ZM78 145V146H77ZM252 145V146H251ZM29 146H31V147H29ZM51 146H53V147H51ZM59 146H61V147H64V148H61V147H59ZM76 146V149L74 150V147ZM42 147V148H41ZM251 147V148H250ZM54 150H53V149ZM61 148V149H60ZM48 149L49 150H53V151H48ZM78 149V150H77ZM46 150V151H45ZM61 150V151H60ZM256 150H258V151H256ZM25 151V150H24ZM34 151V152H33ZM37 151V152H36ZM81 150H79L78 152H80ZM46 152V153H45ZM52 152V153H51ZM58 153V154H56V153ZM77 152V153H78ZM51 153V154H50ZM34 154V155H35ZM53 154V155H52ZM47 155V156H46ZM50 155H51V157H50ZM55 155V156H54ZM44 156H46L47 157V159H46V157H44ZM71 156V157H70ZM48 157H50V158H48ZM55 157V158H54ZM69 158V160H68V158ZM232 158H234V157H232ZM230 159V161H229V163H219L215 168H216V170L215 171H217V172H213L214 174H212V177H214V182L212 181V177H210V181H212V182H210V181H206V182H204L205 184H206V186H204V183L202 184L203 186H202V191H204L203 190V188L205 189L206 188V190L205 191H207L208 193L210 192H212L211 194L209 193V194H207V192H201L203 195H204V197H206L209 201H210V203H211V205H213V210L214 211H216V213L219 215L220 214V216L221 217H224L225 218V220L223 219V218H221V224L223 223L224 225H220V229H218V232H217V235L219 234V233H221V231H223L224 230V233L222 232V234H219L218 236L217 235H215L216 236V239L214 240V244L212 243L211 245L209 244H198L197 242H193L194 240H195V238H194V236L192 237V234H190L189 233V235H188V231H186L184 228H181V230H180V228L179 227H177V228H175L174 229V231L172 230V231H169L170 233H167L168 234V238L167 237H165V238H167L168 240H170V241H168V240H165V239H163L162 238V240H164V241H162V243H160V242H158V243H160L158 246L156 245V248H155V250H154V248H153V250L154 251H152V256H153V262L155 263V264H157V263H159V264H163V263H161L160 262V260L162 259V257L163 256H165V257H163V259H165V263L164 264H177L178 262H179V264L181 263L182 264V262L183 261H186V262H183V263H185V264H196L197 262L199 263V262H201L202 261V263L203 264H207V263H209V264H216L214 261H216L217 262V264H243L244 262L246 263V264H248L246 261H248V262H250L249 264H253V259H254V263H256V262H258V260H260L259 261V263H256V264H264V258H263V255H264V225H262V224H264V185L262 186V187H260L261 186V184H258L259 182H261L262 184H264V176H263V173H264V168L262 167V166H264V163H261L260 162V160L257 162V163H255V164H258L259 166H261V168H262V170H261V168H259L258 169V167L259 166H257V165H255L254 163H251L252 164V166H250L248 163H240L239 161H241V159L240 158H237L239 161H237V159ZM236 158V157H235ZM44 159H45V161H44ZM71 159V160H70ZM48 160H49V162H50V160H51V162H52V164H53V161H54V165H50L51 164V162H50V164H48ZM234 160H236L235 162H234ZM56 161V162H55ZM62 163V162H64V163H62L61 165H60V163ZM66 162V163H65ZM71 162L73 163L72 164V166L70 165L71 164ZM230 162H231V164H230ZM238 162L240 163V165L238 164ZM55 163H57L56 164V166H55ZM68 163H70L69 165L71 166V167H69L68 168V166L66 167V165L68 164ZM59 164V165H58ZM87 164H89V163H87ZM242 164V165H241ZM243 164H245V165H247V167H248V169H245V176H242L243 174H244V172L242 171V169L244 170V168H246V166L245 165H243ZM51 167H50V166ZM63 165V166H62ZM91 165H92V163H90V167H91ZM239 165V169H238V167H236V166H238ZM253 165H255L256 167H255V169H256V171L255 170H252L251 171V167H252V169H254V166ZM52 166H53V168H52ZM58 166V167H57ZM66 168H65V167ZM223 166V167H222ZM230 166V167H229ZM241 166H244V167H242L241 168ZM48 167H49V169H48ZM58 168V169H55V168ZM59 167L61 168H63L64 167V169H62V171H60L59 170ZM227 167H229L230 168V170H229V168H227ZM231 167L233 168L232 169V171H231ZM215 168H213V169H215ZM218 168V169H217ZM65 169H69V170H65ZM74 169V168H73ZM213 169H212V171H213ZM51 170H55L54 172H56V173H53ZM59 170V172H57V171ZM226 170V171H225ZM227 170H229V172L227 171ZM247 170L249 171V173L247 172ZM257 170H259L258 171V175H260L261 173V175L262 176H255V177H257V178H255L254 177V175L257 173ZM64 171H66V173L67 174H65V172ZM68 171H69V173H68ZM94 171H95V169H94ZM97 171V170H96ZM95 171V172H96ZM225 172V174L224 173H222V176H226L227 177V175L228 174H230V175H228V177L226 178V180L228 181V183H226V182H224V181H226V180H224L225 179V177H224V179L222 178V180H221V178L220 177H222V176H219L218 177V175H217V173L219 172V175H221V172ZM231 171V172H230ZM239 171L241 172L240 174H239ZM255 171V172H254ZM261 171V172H260ZM263 171V172H262ZM63 172V174H60V173H62ZM71 172V173H70ZM235 172V173H234ZM238 172V173H237ZM59 173V174H58ZM233 173V174H232ZM248 173V174H247ZM252 173V174H251ZM54 174H56L57 176H53ZM74 174V177L73 176H71V175H73ZM232 174V175H231ZM235 174V175H234ZM239 174V175H238ZM254 174V175H253ZM46 175H48V176H46ZM51 175H52V177H51ZM59 175V176H58ZM67 175V176H66ZM214 175H216V179H217V181H215V176ZM247 175V176H246ZM253 175V176H252ZM64 176H66L65 178H64ZM69 176V177H68ZM94 176H95V174H94ZM233 176V177H232ZM252 178L253 177V179H251L250 177ZM48 177V178H47ZM62 177H63V179H65V182H64V180H61L62 179ZM70 178V179H75V178H78V179H75V180H77V181H73V180H70V179H68L67 181H73L72 183L74 184V182H76L77 184H78V186H74V185H77L76 183L73 185L71 182H67L66 181V178ZM246 177H247V179H246ZM259 177H260V179H262L261 181H260V179H259ZM262 177V178H261ZM47 178V179H46ZM53 178V179H52ZM219 178V179H218ZM240 178V180H238ZM50 179V180H49ZM52 179V180H51ZM57 181V182H55V180ZM59 180V182H58V180ZM230 179V180H229ZM256 179V180H255ZM54 180V181H53ZM103 180V181H102ZM218 180H220L221 181V185H219L220 184V182L218 181ZM249 180V181H248ZM251 180V181H250ZM51 181V182H50ZM53 181V182H52ZM62 181V182H61ZM237 181H239V182H237ZM253 181V182H252ZM254 181H258L256 184H255V182ZM55 182V183H54ZM61 182V183H60ZM106 183V184H104V183ZM230 182H233V183H230ZM251 183L252 182V185L250 184V187L248 186L249 185V183ZM65 183V184H64ZM66 183H68V184H66ZM211 183V184H210ZM218 183V184H217ZM224 183V185H222ZM243 183H245V184H243ZM246 183H248V185H246ZM3 184H6V185H3ZM10 184V185H9ZM79 184H81V185H79ZM209 184V185H208ZM214 184H216L215 186H214ZM238 186H237V185ZM254 184V185H253ZM53 187H52V186ZM59 185H60V187H59ZM63 185H65L66 187H68V188H66L65 186H63ZM70 185V186H69ZM99 185H101V187L99 186ZM207 185H208V187H207ZM229 185V186H228ZM233 185H236V186H233ZM255 185H257L256 186V188H259V190H256V189H254L253 187H255ZM259 185V186H258ZM9 186V187H8ZM14 186V187H13ZM17 186V187H16ZM50 186H51V188H50ZM71 186H74V187H71ZM80 186H82L81 188H82V191H84L83 193H82V191L81 190H78V189H76L77 187L80 189ZM104 186V187H103ZM107 186H108V188H107ZM227 186V187H226ZM8 187V188H7ZM11 187V188H10ZM69 187H70V189H69ZM222 187V188H221ZM234 187H236V188H234ZM240 187H242V188H240ZM245 187V188H244ZM247 187H249V188H247ZM4 188V189H3ZM17 188V189H16ZM19 188V189H18ZM49 188H50V190H49ZM56 188V189H55ZM64 188H66L67 189V191H70V194H71V196H70V194L67 192V193H65L66 192V189H65V191L63 190V192H62V189H64ZM72 188L74 189H76V190H78V191H76L75 189H74V191L72 190ZM104 188V189H103ZM106 188V189H105ZM208 188H209V190H208ZM231 188V189H230ZM2 189H3V191H2ZM22 189V191H20ZM58 189H60L59 191H58ZM86 189V190H85ZM100 189V190H99ZM212 191H211V190ZM238 189V190H237ZM241 191H240V190ZM242 189H243V192H244V194H246V195H244L243 194V192H242ZM246 189V190H245ZM57 190V191H56ZM87 190H89V192H87ZM96 190H99V191H96ZM105 190V192H103ZM237 190V191H236ZM251 190H252V192H251ZM7 191H8V193H7ZM20 191V192H19ZM49 191H51L50 193H48ZM81 192V194L83 195V194H85V197H87V195L89 194V200L86 198L85 199V197H83V196H80L79 195V197L77 196V194H79L80 192ZM230 191V192H229ZM234 191H236L237 193H234ZM254 191V192H253ZM258 191V192H257ZM56 192V197L54 198V193ZM61 192V193H60ZM74 192V193H73ZM75 192H79V193H75ZM91 192H92V194H91ZM101 194H100V193ZM251 192V193H250ZM4 193V194H3ZM21 193V194H20ZM45 193V194H44ZM48 193V194H47ZM73 193V194H72ZM86 193H87V195H86ZM109 193V194H108ZM112 195H111V194ZM205 193H206V195H209V196H206L205 195ZM249 193V195H247ZM255 193V194H254ZM3 194V195H2ZM25 194V195H24ZM64 194V195H63ZM67 194V195H66ZM68 194H69V196H68ZM74 194H76V195H74ZM93 194H95V195H93ZM98 194H100L99 196H97ZM242 198H240L238 195ZM2 195V196H1ZM18 195V196H17ZM45 195H51L50 196V198H52V199H50V198H48L49 196H45ZM54 195V196H53ZM90 195H92L93 196V198H90ZM252 197H251V196ZM6 196H8L10 199L9 200H7L8 199V197L6 198ZM11 196V197H10ZM17 198H16V197ZM59 196V197H58ZM63 198H62V197ZM66 196V198L64 199V197ZM72 196H73V198H72ZM91 196V197H92ZM250 196V197H249ZM2 197V198H1ZM25 197V198H24ZM32 197H33V199L34 200H36L35 202H34V200L32 199ZM61 197V198H60ZM96 197V200L94 199ZM102 197H103V199H102ZM116 197V196H115ZM232 197V198H231ZM237 199H236V198ZM248 197V198H247ZM24 198V199H23ZM35 198H37V199H35ZM80 198V199H79ZM84 199V200H88V201H92V205H93V203H95L94 205H93V207H92V205L90 206L89 205V203L87 204L86 202H88V201H82L81 199ZM97 198H98V200H101V202L100 201H97ZM213 199V201L212 200H210V199ZM240 198V199H239ZM17 199H19V200H21L22 199V201H20V202H18V200ZM27 199V200H26ZM32 199V200H31ZM45 199V200H44ZM58 199L60 200V201H58ZM78 199V200H77ZM91 199V200H90ZM93 199V200H92ZM12 200V201H11ZM48 200V201H47ZM50 200V201H49ZM67 200H69V205H72V206H74L75 207V205L77 204L78 206H76L75 208L74 207H72V206H69L68 205V201ZM77 200V202L75 203V201ZM81 200V201H80ZM95 200V201H94ZM104 200V201H103ZM115 200H118V201H115ZM240 200V201H239ZM29 201H33L34 202V204H33V202L31 203V202H29V203H31L32 205L30 206V204L28 203ZM38 201V202H37ZM42 201H44L43 203H42ZM54 201V202H53ZM56 201H58V202H56ZM62 201V202H61ZM103 201V202H102ZM115 201V202H114ZM245 201V202H244ZM5 202L3 203V202H0V209H1V207H3V206H5V205H7V203L5 204ZM23 204H22V203ZM62 203V205H60V203ZM64 202H66V203H64ZM73 202V203H72ZM80 202V203H79ZM82 202V203H81ZM100 202V204H98V203ZM112 202H114L113 203V205H112ZM238 202H239V204H238ZM3 203V204H2ZM36 203V204H35ZM42 203V204H41ZM46 203H47V206H46ZM56 203V204H55ZM57 203H58V205H57ZM72 203V204H71ZM84 203H86V204H84ZM102 203H103V205H102ZM110 203V204H109ZM234 203V204H233ZM241 203V204H240ZM246 203V204H245ZM8 204V205H9ZM27 204V205H26ZM29 204V205H28ZM38 204V206H36ZM39 204H41V205H39ZM49 204H51V205H49ZM54 204H55V206L56 207H60L59 208V210L57 211V209H56V207L54 206ZM79 204H81V205H79ZM84 204V205H83ZM96 204H98V207H97V205ZM107 206H106V205ZM109 204V205H108ZM229 204H230V206H232V207H230L229 206ZM55 207V209L53 210V206ZM96 205V206H95ZM227 205V206H226ZM236 205V206H235ZM19 206V207H18ZM40 206V207H39ZM42 206L44 207V209L42 210ZM48 206H50L49 208H48ZM67 206V207H66ZM69 206V207H68ZM81 206V207H80ZM88 208V207H90L89 209H86V207ZM218 206V207H217ZM17 207L19 208V209H17ZM53 207V208H52ZM65 207V208H64ZM101 207V208H100ZM102 207H103V209H102ZM228 207H230V208H232V209H229ZM234 207V208H233ZM238 207V208H237ZM29 209V211L28 210H26V209ZM41 210H40V209ZM46 208H48L49 210H51V212H49V210L48 209H46ZM68 208V209H67ZM80 208V209H79ZM81 208H84L83 210L81 209ZM93 208H95V209H93ZM96 208L97 209H99V210H96ZM104 208H106L105 209V212H103L104 211ZM16 209L17 210H20V212L18 211V216H17V211H16ZM30 209L31 210H33V211H31V213H35V216H34V214H30ZM69 209H70V211H69ZM225 209V210H224ZM26 212H24V211ZM45 210V211H44ZM46 210L48 211V213H46ZM62 210H63V212L65 213V215L63 214V213H61V215H60V213H58V212H62ZM65 210V211H64ZM75 210V211H74ZM88 210V211H87ZM90 210H91V212L92 211H94L95 212V214L93 213V215H89V214H92V213H88V212H90ZM235 210V211H234ZM35 211V212H34ZM37 211H39L38 213H37ZM44 211V212H43ZM72 211V212H71ZM83 211V212H82ZM97 211V212H96ZM99 211V212H98ZM231 211V212H230ZM241 211V212H240ZM27 212H28V214H27ZM43 212V213H42ZM87 212V213H86ZM235 212H236V214H235ZM15 213V214H14ZM23 213V214H22ZM49 213H51V214H49ZM54 213V214H53ZM55 213H58V214H55ZM70 213V214H69ZM73 213V214H72ZM99 213V214H98ZM101 213V214H100ZM102 213H104V214H102ZM127 213L129 214V216H130V220L132 219V221L134 220V218L131 216V213L130 212H128L127 211ZM240 213V214H239ZM246 213V214H245ZM31 215V216H26V215ZM48 214H49V216H50V218H49V216H48ZM52 214H53V216L54 217H52ZM82 214H84V215H82ZM86 214L87 215H89V217L88 216H86ZM101 215V216H98V215ZM222 214H226V215H222ZM230 214V215H229ZM238 214V215H237ZM245 214V215H244ZM248 214H250V215H248ZM254 214V215H253ZM23 215H25V216H23ZM40 215V216H39ZM44 215V216H43ZM46 215V216H45ZM57 215V216H56ZM60 215V216H59ZM69 216L68 218H69V220H71V222L73 223V222H76V220L77 219H79L78 221H79V223H80V225H79V223H78V221H77V223L75 224V223H73V225H71V226H73L74 228H72L71 226H69L71 223L69 222V224H68V218H66V220H64L65 219V217H67V216ZM77 215V216H76ZM96 216V218H99L100 217V219L98 220L97 219V221H96V219H95V216ZM228 215L230 216V217H228ZM232 215V216H231ZM240 215L242 216V217H240ZM258 215V216H257ZM20 216V217H19ZM34 216V217H33ZM38 216L41 218H38ZM58 216H59V219H61V221H59V222H55V220L56 221H58ZM103 216V217H102ZM235 218H234V217ZM238 216V217H237ZM246 216V217H245ZM255 216V217H254ZM257 216V217H256ZM25 217V218H24ZM29 217V218H28ZM31 217V218H30ZM45 217H48V219L47 218H45ZM55 217H57V218H55ZM64 217V218H63ZM71 217H72V219H71ZM83 217H84V219H83ZM85 217H88V219L87 218H85ZM93 217V222H96L95 224H91V223H93L92 222V220L90 221V219ZM132 217V218H131ZM229 219H228V218ZM233 219H232V218ZM245 217V218H244ZM254 219H253V218ZM259 217V218H258ZM261 217H262V219H261ZM16 218V219H15ZM20 220H19V219ZM45 218V219H44ZM53 218H55V220L53 219ZM74 218H75V220H74ZM227 218V219H226ZM251 218V219H250ZM257 218V219H256ZM13 219H14V221H15V223L19 226H17L16 224H14V221H13ZM28 219V220H27ZM43 219V220H42ZM51 219V220H50ZM82 219V220H81ZM223 219V220H222ZM235 219V220H234ZM236 219H240L239 221L238 220H236ZM243 221H242V220ZM16 220H18L19 222H21V224L19 223V222H17ZM33 220V221H32ZM40 220H42L43 222L45 221L47 224H45V222L44 223H42V221H40ZM47 220V221H46ZM63 220V221H62ZM80 220H81V222H80ZM88 220L90 221V222H88ZM95 220V221H94ZM227 220H228V222H227ZM246 220H248V221H246ZM250 220H251V222H250ZM262 220V221H261ZM38 221V222H37ZM65 221V222H64ZM136 220H134L133 221V223L135 222ZM238 221V222H237ZM258 221H259V223H258ZM30 224H29V223ZM31 222H32V224H31ZM35 222V224H33ZM48 222H49V224H48ZM64 222V223H63ZM235 222V223H234ZM246 223V224H242V223ZM42 223V224H41ZM51 223H52V225H56V226H52L51 225ZM61 224V225H58V224ZM63 223V224H62ZM83 223L85 224V225H83ZM89 223V224H88ZM250 223V224H249ZM65 224V225H64ZM134 224H136V222L134 223ZM240 224V225H239ZM33 225V226H32ZM35 225V226H34ZM45 225H47L46 227H45ZM62 225H64V227L66 228H64V227H60V226H62ZM78 225V226H77ZM81 225H82V227H81ZM243 225H244V229H243ZM251 225V226H250ZM258 225V226H257ZM262 226V228H261V226ZM42 226V227H41ZM49 226H50V228H51V230H52V227L53 228H56V230L58 231H56L55 232V229H53L52 231L50 230V228H49ZM52 226V227H51ZM67 226H69L68 228L69 229H71V230H69V229H67ZM80 226V227H79ZM85 226H88L87 228L85 227ZM89 226H90V228H89ZM222 226V227H221ZM224 226V227H223ZM228 226V227H227ZM232 226V227H231ZM248 226V227H247ZM255 228H254V227ZM23 227V226H22ZM32 229H31V228ZM37 229H36V228ZM42 229H41V228ZM43 227H45V228H43ZM71 227V228H70ZM76 227V228H75ZM92 227V228H91ZM93 227H94V230H93ZM240 227V228H239ZM254 229H253V228ZM15 228L16 229H18L16 232H17V234H18V237H17V234H15L14 232H15ZM20 228V229H19ZM24 228V227H23ZM34 228V229H33ZM41 229V231H40V229ZM49 228V229H48ZM59 228H60V230L62 231V232H65L66 233V231L67 230H69V234H68V231H67V234L69 235V236H67V234H66V236L64 235L65 233H62L60 230H59ZM78 228L80 229V230H78ZM98 228V227H97ZM227 228V229H226ZM229 228V229H228ZM230 228H233V229H231L230 230ZM235 228V229H234ZM246 228H247V230H246ZM261 228V229H260ZM13 229V230H12ZM39 229V230H38ZM46 229V230H45ZM74 229H77V230H74ZM82 229V230H81ZM177 229H179V230H177ZM242 229V230H241ZM251 229V230H250ZM256 229V230H255ZM263 229V230H262ZM20 230V231H19ZM50 232H49V231ZM64 230H66V231H64ZM178 231V233L176 234V232ZM183 230H185V233H184V231ZM255 230V231H254ZM260 230V231H259ZM14 231V232H13ZM18 231H19V233H18ZM35 231V232H34ZM60 231V232H59ZM77 231V232H76ZM97 233H96V232ZM183 231V232H182ZM232 231V232H231ZM236 231H238V232H236ZM242 231V232H241ZM246 231H249V232H246ZM253 231V232H252ZM36 232H37V234H36ZM40 232H41V234H40ZM53 232H55V234L53 235ZM72 232V233H71ZM92 232H94V234L92 235ZM175 232V233H174ZM253 233V235H252V233ZM259 232H262V233H259ZM39 233V234H38ZM50 233V234H49ZM61 234V237H63L62 235H64L65 236V238H64V240H63V238H61L60 239V234ZM71 233V234H70ZM75 233H78L77 235V237H76V235H74ZM172 233H173V235H172ZM229 233H231V235L229 234ZM238 233V236H240V237H237V234ZM239 233H240V235H239ZM243 233H245V234H243ZM248 233V234H247ZM257 233V234H256ZM259 233V234H258ZM19 234H21V236H19ZM59 234V236L57 237L56 235H58ZM81 234H83V235H81ZM160 234V233H159ZM167 234L165 235V236H167ZM171 234V235H170ZM180 235V238H179V235ZM182 234V235H181ZM223 234H224V237H223ZM229 235V237H228V235ZM233 234V235H232ZM262 234H263V236H262ZM46 235H47V237H46ZM50 235H52V236H50ZM73 235H74V237H76V239H74V237H73ZM97 235V238L95 237ZM170 235V236H169ZM175 235V236H174ZM188 235V236H187ZM237 237H235V236ZM244 237V238H242V236ZM253 236V238L251 237V236ZM256 235V236H255ZM260 235V236H259ZM25 236V235H24ZM56 236V237H55ZM73 238H71V237ZM157 236V235H156ZM160 236H161V234H160ZM231 236V237H230ZM232 236H234V238L233 239H231L232 238ZM247 236L248 237H250V238H247ZM255 236V237H254ZM40 237H42V239L40 238ZM51 237H53V238H51ZM85 239H84V238ZM95 237V238H94ZM151 237V236H150ZM170 237V238H169ZM177 237V238H176ZM188 237V238H187ZM47 238H48V240H47ZM55 238V239H54ZM68 238H70V240H72V242L71 241H69V239ZM218 238V239H217ZM222 238V239H221ZM224 238V239H223ZM237 240H236V239ZM258 238V239H257ZM52 239V240H51ZM68 239V240H67ZM80 239V240H79ZM82 239V240H81ZM84 239V240H83ZM91 239L93 240V241H91ZM175 239V240H174ZM187 239V240H186ZM193 239V240H192ZM231 241H230V240ZM236 240V241H233V240ZM244 239V240H243ZM247 239V240H246ZM251 239H253L252 241H251ZM257 239V240H256ZM263 239V240H262ZM39 242H38V241ZM51 240V241H50ZM54 240V241H53ZM56 240H60V241H56ZM86 240H89V241H91V242H94V243H90L89 241H86ZM220 240V241H219ZM223 240V241H222ZM227 240H228V242H227ZM238 240H240V241H238ZM243 240V241H242ZM248 240H250L249 242H248ZM255 240V241H254ZM259 240H261V243L259 242ZM58 242V244L56 243V242ZM66 241H67V243H66ZM69 241V242H68ZM75 242V244L76 243H78V244H76V245H74V242ZM96 241L97 242H99V244L97 243L96 244ZM186 241H187V243H186ZM191 241H192V243H191ZM256 241H258L257 243H256ZM262 241H263V243H262ZM51 242H52V244H51ZM53 242H55V243H53ZM60 242V243H59ZM62 242H63V244H62ZM84 244H83V243ZM165 242H168V245H167V243H165ZM173 244H172V243ZM226 242V243H225ZM232 242H233V245H231L232 244ZM235 242H237V244H235ZM242 242H245L246 243V245H245V243H242ZM250 242H252V243H250ZM41 243V244H40ZM69 243H71V245L69 244ZM218 243V244H217ZM227 243L228 244H230V245H228L227 246ZM239 243H240V245H239ZM250 243V244H249ZM254 243V244H253ZM256 243V244H255ZM50 244H51V248L49 249L48 247L50 246ZM59 244H62L64 247H62V245H59ZM67 244V245H66ZM72 244H73V246H72ZM166 244V245H165ZM171 244V245H170ZM184 244V245H183ZM195 244H198V245H195ZM222 246H221V245ZM262 244V245H261ZM49 245V246H48ZM53 245V246H52ZM86 245V246H85ZM96 245H97V247H96ZM161 245H162V248H163V253L161 252ZM191 245V246H190ZM201 245H202V247H201ZM219 245V246H218ZM225 245V246H224ZM242 245H243V248H241L242 247ZM245 245V246H244ZM254 245V246H253ZM257 245H259V246H257ZM263 247V249L261 248V246ZM57 246V248H61V249H55V247ZM59 246H61V247H59ZM67 246V247H66ZM68 246H70V247H68ZM71 246L73 247V249H74V251H73V249L71 248ZM85 246V247H84ZM181 246V247H180ZM188 246V247H187ZM195 246V247H194ZM203 246H205L204 248L206 249V250H211V249H209V248H211L210 246H212L213 248H212V250L214 251V253L212 252V251H206L204 248H203ZM209 246V247H208ZM215 246V247H214ZM236 246H238L239 247V250H238V248H236ZM256 246V247H255ZM48 249H47V248ZM77 247V248H76ZM80 247H82V249L80 248ZM87 247H89V248H87ZM90 247H93L92 248V251H91V249H90ZM165 247V248H164ZM179 247L180 248H182V250L184 251H182L181 249H179ZM189 247L191 248L189 251H188V249H189ZM197 247V248H196ZM200 247V248H199ZM228 249H233V250H228ZM252 247V248H251ZM39 248V249H38ZM66 248V249H65ZM69 248V249H68ZM79 248V249H78ZM85 248H87L85 251H84V249ZM158 248V249H157ZM171 248V249H170ZM188 248V249H187ZM196 248V249H195ZM203 249L202 251L200 250V249ZM217 248V249H216ZM218 248L221 250V252H219L220 250H218ZM251 248V249H250ZM258 248V249H257ZM52 249V250H51ZM53 249H54V251H53ZM72 249V250H71ZM75 249H76V251H75ZM96 250L95 252H94V250ZM160 252V253H162L163 254V256H162V254L160 255V253L159 252H157V250ZM161 249V250H160ZM169 249V250H168ZM184 249H186V250H184ZM224 249V252L222 251ZM225 249H227V250H225ZM242 249V250H241ZM244 249V250H243ZM261 249V250H260ZM1 251H2V249H0ZM38 250H39V252H38ZM48 251V252H45V251ZM57 250V251H56ZM83 252H82V251ZM89 252H88V251ZM100 250H102L101 251V255H98L99 254V252H100ZM197 250H199V251H201L202 252V255L200 256V254H199V251H198V253H197ZM253 250H255V251H253ZM259 250V251H258ZM50 251H52L51 253H50ZM80 253H79V252ZM98 251V252H97ZM167 251V252H166ZM172 251V252H171ZM176 251V252H175ZM179 251V252H178ZM186 251V252H185ZM195 253V254H197V256L193 253V252ZM228 251V252H227ZM233 251V253H231ZM239 251V252H238ZM244 251V252H243ZM248 251H249V253H248ZM263 251V252H262ZM73 252V253H72ZM76 252V253H75ZM88 255V256H86V254ZM183 252V253H182ZM190 252V253H189ZM206 252V255L204 254ZM211 252V253H210ZM227 252V253H226ZM247 254H246V253ZM251 252V253H250ZM45 253H49L50 255H46ZM75 253V254H74ZM156 253H158V255L159 256H161V258H158L159 256L156 254ZM174 253V254H173ZM187 254V255H185V254ZM191 254V256H188L189 254ZM208 253V254H207ZM217 253V254H216ZM220 253V254H219ZM225 253V254H224ZM238 253H240V255H236V254H238ZM244 253V254H243ZM256 253V254H255ZM262 254V258L258 255V254ZM65 256H67V257H64V255ZM72 254V255H71ZM93 255V257H92V255ZM177 256H176V255ZM183 254V255H182ZM213 256V255H215V256H213L212 257V259H211V257H209V256H211V255ZM248 254H250V257H249V255ZM254 254H255V256H254ZM260 254V255H261ZM39 255H40V259H39ZM71 255V256H70ZM73 255H76V257H74ZM78 255H80V256H78ZM83 255V256H82ZM107 255H108V257H107ZM167 255H169V256H167ZM218 257H217V256ZM220 255V256H219ZM225 255H226V257H225ZM230 257H229V256ZM233 255V257L231 258V256ZM234 255H235V257H234ZM242 255H244V259L243 258H241V257H243ZM246 255H248L247 257H245ZM252 255H253V257H252ZM35 256V257H34ZM97 257L98 258V256H100V258H98L99 260H96V259H94V257ZM103 256H105V257H107L108 258V261L107 262H105L106 260H107V258H105V257H103ZM110 256H112V258L110 257ZM167 256V257H166ZM182 256V257H181ZM183 256H184V258H183ZM187 256V257H186ZM194 256H196L197 258L196 259H199L198 261L195 259V257ZM237 256V257H236ZM256 256H258V257H256ZM55 256H53V257H51V261H52V259L54 258ZM61 257V258H60ZM65 258V259H63V261H62V258ZM70 257V258H69ZM86 257V258H85ZM170 257V261L171 262H169L168 260V258ZM190 257H191V259H190ZM215 257H217L216 259H214ZM252 257V258H251ZM255 257H256V259H255ZM74 258H76V259H74ZM83 259V261H82V259ZM85 258V259H84ZM103 258H105L104 260H102ZM110 258H111V260H110ZM114 258V259H113ZM175 258V259H174ZM186 258H188V259H186ZM193 258V259H192ZM227 258V259H226ZM247 258V259H246ZM71 259H73V260H75V262L77 261V262H82V263H74V261L73 260H71ZM77 259H79V260H77ZM81 259V260H80ZM158 261H157V260ZM162 259V260H163ZM178 259V260H177ZM208 259V260H207ZM209 259H211V260H209ZM222 259V261H220V260ZM231 259H233V261L235 260H237L236 262H233V261H231ZM252 260V262H251V260ZM263 259V260H262ZM49 261V263H48V261ZM85 260V261H84ZM117 260V261H116ZM155 260V261H154ZM161 260V261H162ZM176 260V261H175ZM182 260V261H181ZM190 260H192L191 262H190ZM219 262H218V261ZM225 260V261H224ZM250 260V261H249ZM71 261V262H70ZM86 261H88V262H86ZM100 261V262H99ZM104 261V262H103ZM119 261V262H118ZM156 261H157V263H156ZM175 261V262H174ZM178 261V262H177ZM195 261V262H194ZM205 261H207V262H205ZM240 261V262H239ZM256 261V262H255ZM86 262V263H85ZM96 262V263H95ZM102 262V263H101ZM163 262V261H162ZM229 262V263H228ZM238 262V263H237ZM154 263H151V264H154ZM197 263V264H198ZM111 264V263H110ZM125 264V263H124ZM200 264V263H199Z\"/></svg>","mask_w":264,"mask_h":264}]
</instances>
